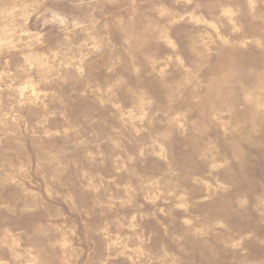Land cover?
Segmentation results:
<instances>
[{
    "label": "rangeland",
    "instance_id": "rangeland-1",
    "mask_svg": "<svg viewBox=\"0 0 264 264\" xmlns=\"http://www.w3.org/2000/svg\"><path fill=\"white\" fill-rule=\"evenodd\" d=\"M0 264H264V0H0Z\"/></svg>",
    "mask_w": 264,
    "mask_h": 264
}]
</instances>
